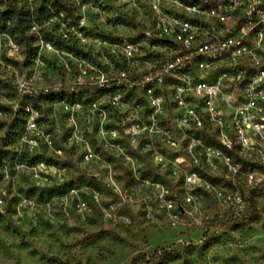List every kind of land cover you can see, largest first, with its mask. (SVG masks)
<instances>
[{"label": "rangeland", "instance_id": "374dc122", "mask_svg": "<svg viewBox=\"0 0 264 264\" xmlns=\"http://www.w3.org/2000/svg\"><path fill=\"white\" fill-rule=\"evenodd\" d=\"M62 4L67 12L57 13ZM16 7L11 24L23 31L15 36L20 45L1 32L0 23V101L19 103L18 108L0 103V187L6 193L0 196L6 204L0 212V264H264V161H246L255 181L242 187L246 209L239 216L228 211L220 220L219 205L208 198L202 213L216 218L192 230L188 224L170 225L158 206L152 216L162 223L136 210L153 190L146 182H170L143 159L136 162L140 182L133 179L129 165L99 144L97 88L83 63L84 38L115 34L112 18L122 16L121 9L103 10L97 0H18ZM13 46L17 51L9 55ZM61 101L82 108L65 112L56 107ZM26 107L40 114L33 123L41 135L28 129ZM24 135L36 142L35 149ZM44 137H51V145ZM40 163L58 169L57 175L35 171ZM105 165L116 173L112 180L119 193Z\"/></svg>", "mask_w": 264, "mask_h": 264}, {"label": "built area", "instance_id": "2783aa9c", "mask_svg": "<svg viewBox=\"0 0 264 264\" xmlns=\"http://www.w3.org/2000/svg\"><path fill=\"white\" fill-rule=\"evenodd\" d=\"M250 3L251 0H97L98 8L104 10L111 6L123 12L122 16L115 13L112 18L115 28L112 30L117 33L100 35L94 41L84 38L83 41L85 73L92 81L95 80L98 94L95 123L106 133H119L117 139H112L110 135L104 138L100 137L99 130V144L109 148L118 160L129 165L132 178L139 182L137 159L147 161L149 166L164 174L170 184L160 185L172 195L164 197L163 201L176 203L172 215L183 220L191 221L194 211L202 213V206L208 198L220 206L224 200L239 192L244 200L242 187L255 181V173L246 161H264V148L260 144L251 148L244 144L250 134L244 127L243 116L229 111V102L219 100L223 95H235L232 109L247 104L264 108V100L259 99L264 96V84L257 85L251 96L248 94L254 79L264 73V39L260 38L264 34V22L259 15L264 14V0L253 8L249 16L245 13ZM213 12L216 16L211 15ZM247 28L251 31L242 35ZM193 29L196 31L193 32ZM229 40L235 43L222 48ZM178 59L182 65L165 72L167 65L175 64ZM201 64L205 65L204 69L200 68ZM121 73L124 75L121 76ZM241 73L244 80L221 81V76L235 77ZM101 74L106 77L104 83L98 80ZM150 75L154 79L144 84V79ZM177 76L187 79H177ZM217 85H221V92L218 93L214 113L206 111L213 102L211 95L188 94L189 88L195 93L199 87ZM178 88H183L184 93L178 94ZM161 97L164 100L163 111L157 113L151 100ZM101 100L105 102L100 103ZM181 101L188 106L187 109L181 106ZM124 105H130L127 112L121 110ZM188 110L199 118L202 128L196 126L193 116L186 115ZM102 114H106L107 119H103ZM185 119L191 127L178 128L177 124ZM214 121L222 127H217ZM252 123L260 125L264 121L257 117ZM132 127L151 131L133 135L129 131ZM157 129H161L163 134H157ZM221 131L232 141L231 148L221 143ZM181 137H187L181 143V151L170 149L169 145ZM253 138L259 140L260 136ZM133 139L138 140L136 146L131 143ZM22 140H27V136L24 135ZM192 141L199 143L189 154L187 148ZM209 149L213 153L219 151L220 156L213 154L209 157ZM156 154L166 158L167 167L155 163ZM89 155L92 156V153H88L87 157ZM179 158H184L186 163L174 166ZM233 168L238 170L232 172ZM177 169L180 171L179 178H176ZM185 171L188 175L195 173L201 183L189 185ZM146 184L149 190H153L145 199V207L152 213L154 205L158 206L160 213L167 218L168 210L160 207L161 200L155 195V185L159 183ZM186 195H193L196 202L185 205ZM133 204L136 203L133 201ZM144 213L148 217V213ZM169 223L172 225V222Z\"/></svg>", "mask_w": 264, "mask_h": 264}, {"label": "clouds", "instance_id": "9594fccd", "mask_svg": "<svg viewBox=\"0 0 264 264\" xmlns=\"http://www.w3.org/2000/svg\"><path fill=\"white\" fill-rule=\"evenodd\" d=\"M241 2H243V0H241ZM261 2H262V0H251V3L248 5V9H247V12L245 14L250 16L251 13H252L253 8L256 5L260 4ZM88 7L89 6L86 5L83 10L87 11ZM92 11L96 12V11H98V9L93 8ZM192 11H195V9H192ZM233 11H234V9H233ZM61 15H63V13H61ZM211 15L212 16H216V13L213 12V13H211ZM259 15H260L261 22H264V14H259ZM173 23H175V22H173ZM252 27H255V25H252ZM32 31L35 32L36 28L34 27L32 29ZM195 31H196V29H193V32H195ZM248 31H251V28H247V29L243 30L242 31V35H247ZM221 35H223V33H221ZM260 38L264 39V34H262ZM189 39H191V37H189ZM233 43H235V41L229 40L227 45H222L221 47L225 48L228 45H231ZM9 44H11L10 40H9ZM49 50L51 51V49H49ZM15 51H17V49L15 48V46H13V52H10L9 55H13ZM160 51H163V50L161 49ZM129 55H131V53H129ZM141 55H143V53H141ZM19 59L23 60L24 58H23V56H21V57H19ZM106 63H107V61H106ZM180 65H182V61L179 60V59L176 61L175 64L169 63L167 65V68L165 69V72H168L169 70H171L173 68H176L177 66H180ZM149 67H151V65H149ZM204 67H205L204 64L200 65L201 69H204ZM120 75L123 76L124 73H121ZM176 78L177 79H187L185 77H180V76H177ZM153 79H154L153 76H151V75L147 76L144 79L143 83L144 84L149 83ZM224 79H229L230 81H241V80H244V74L241 73L238 76L227 77V78L224 77V76H221V81H223ZM98 80H99L100 83H104L106 81V77L103 74H101L98 77ZM78 82L79 83H85V81L82 80V79L79 80ZM17 83L20 84V87L22 89H25L27 87L25 84L20 83V81H17ZM260 84H264V73H261V75L258 78L254 79L252 86L248 88V94L251 96L253 94V91H254L255 87L257 85H260ZM177 92H178V94L179 93H184V89L183 88H178ZM220 92H221V85H217V86H214V87L202 86V87L197 88L195 93L192 92L191 88L188 89V94L189 95L198 94L200 96H203V95L207 94V95H211V97H213V102L209 104V106H208V108L206 110L209 113H214L215 112V109H216V106H217L218 93H220ZM149 95H151V93H149ZM255 98L256 97H254V99ZM117 99H119V97H117ZM259 99L264 100V96H260ZM219 100L222 101V102H229V111H235V113L238 116H243L244 127L246 129V132L248 134H250V138L248 140H245L244 144L248 148H251L252 145L260 144V146L262 148H264V123H262L260 125H254L252 123V121L257 119V117H259L260 121H264V115H260V113H264V108H257L255 104H247V105H244L242 107H238V108L232 109L231 108V104H234L236 102V96L235 95H223L222 97H219ZM104 102L105 101H103V100L100 101V103H104ZM0 103H14V107H16V108L19 107V103L18 102L0 101ZM163 103H164V100H163L162 97L151 100V104H152V106H154L156 108V112L157 113H161L163 111V109L161 107L163 105ZM181 106L185 107L186 109L188 108L187 105L183 104V101H181ZM56 107L57 108L63 107L64 111L68 112V111H80L81 108H82V105L77 103V104H75L73 109H70L68 107L67 103H64L63 101H61L59 104L56 105ZM129 107H130V105H124V106L121 107V110L127 112ZM93 108L94 109L95 108H99V103L94 104ZM25 111L30 112V116L28 118V127H29V129L32 130L33 132H35L37 135H41L42 133L37 131L36 126L33 123L35 120H37L39 118L40 114L38 112H36L34 109H32L31 107H26ZM102 115H103V119H107L106 114H102ZM186 115L193 116V118L195 120V123H196V126L198 128H202L203 127L202 122L199 120V118H196L194 116V113L192 111L188 110L186 112ZM132 118L136 119L138 117H132ZM103 119H102L101 123H103ZM74 123H75V120L72 119V120L69 121L68 126L71 127ZM214 123H216L217 127H222L221 124H219V123H217L215 121H214ZM177 127L180 128V129H186V128H190L191 125L185 119V120L180 121L177 124ZM129 131L133 135H142L143 132L151 131V130L150 129L140 128V127H132L131 129H129ZM156 133L157 134H163L161 129H157ZM3 134H4L3 132H0V136H2ZM99 135H100V137H104V138L108 137L109 135H110V137L112 139L119 138V133L118 132L113 131V132H111L109 134V133H106L103 130V128H101ZM256 135L260 136L259 140H256V139L253 138ZM169 139H172V137H169ZM183 139H187V137H181L180 140H178L176 143L170 144L169 145L170 149L175 150V151H181V143H182ZM220 139H221V143L225 147H227V148H231L232 147V141L228 138V135L225 132L221 131ZM73 140L76 141L77 143H79L81 141V137L79 135H77L76 133H74L73 134ZM25 142L29 144L31 149H35L37 147V144H36L35 141L25 140ZM44 142L46 144L51 145V142H52L51 137H44ZM131 143H132L133 146H136L138 144V140L133 139L131 141ZM198 143H199V141H192L191 143H189L188 148H187V151H188L189 154H191L192 150L197 147ZM149 150L150 149H145V151H149ZM89 151H91V150L89 149ZM117 151L121 155L123 154L119 149H117ZM213 154H215V156H217V157L220 156V152L219 151L213 153L212 150L209 149V151H208L209 157H211ZM87 159L91 160L92 156L89 155L87 157ZM154 161H155L156 164H164L165 167L168 166V161L166 160V158L161 156V155H159V154L154 155ZM185 163H186V161H185L184 158H179V159H177L175 161V165L174 166H178L180 164H185ZM209 163H211L210 159H209ZM105 167L109 168V171H110L109 182L114 185L115 191L117 193H119L120 192V187L119 186H115V182L112 180V176L116 175V173H112L111 172V166L110 165H105ZM237 170H238V168L231 169L232 172H236ZM35 171H45L46 173H48L50 175H57V173H58V169H56L54 167H46L44 163H40L38 165L37 169H35ZM63 174H64L63 172H59V175L63 176ZM184 174L187 177V183L189 185H199L201 183L195 173H192L191 175H188L187 171H185ZM179 175H180V171H179V169H177L176 178H179ZM7 180H8V175H7V172H5V182H7ZM40 183L44 184V183H47V181H40ZM189 191H190V189H189ZM155 195L158 196L160 198V200H161L160 207L166 208L168 210L167 220L172 222V226L173 227H176L177 225H180V224H188L189 228H191L192 230H196L198 228H202L203 227L204 220H206V219L210 220V219H215L216 218L215 214H212V215H209V216H205L204 213H201V212H199L197 210V211H194L191 214V221L190 222L186 221V220H183L177 215H172V211L174 209H176V207H177L176 203L171 202V201L165 203L163 201V198L166 197V196L172 195V192L167 190L165 187H162L160 184H156L155 185ZM0 196H6V193L4 192L2 187H0ZM95 199L99 200L100 196L97 195L95 197ZM229 200L231 201V203H229ZM229 200H224L223 203H221L220 206H219V208H220V213H219L220 220H224V218H225L224 213L225 212L231 211L234 214V216H239L246 209L245 201L241 198V195H240L239 192H236L233 196L229 197ZM194 202H196V201H195V197L193 195H186L185 196V198H184V204L185 205H192V204H194ZM21 206H23V205H21ZM5 207H6L5 200L4 199H0V212H3ZM80 207H81V210H83L84 206L81 205ZM136 210L142 211V212H147L148 213V219H149V221L151 223H162L161 221H157L152 216L151 210L148 207H144V208L137 207ZM105 218L106 219H111V216L106 212L105 213ZM129 222L130 221H128L127 219L124 220L125 224H127ZM133 255H135V253H133ZM9 264H13V262L10 261Z\"/></svg>", "mask_w": 264, "mask_h": 264}, {"label": "trees", "instance_id": "16d2710c", "mask_svg": "<svg viewBox=\"0 0 264 264\" xmlns=\"http://www.w3.org/2000/svg\"><path fill=\"white\" fill-rule=\"evenodd\" d=\"M46 1L51 2V1H56V0H46ZM17 2L18 0H5V2H2L0 0V6L2 5L5 6L4 10L0 11V23H1V32L12 36L16 44L20 45L18 41L19 39H17L18 37H15V36L22 35L23 31L19 27L13 28L11 24L15 20ZM60 12H63V13L67 12V8L63 4L58 6L57 13H60ZM5 23H10L9 27H6ZM260 191H264V189Z\"/></svg>", "mask_w": 264, "mask_h": 264}]
</instances>
